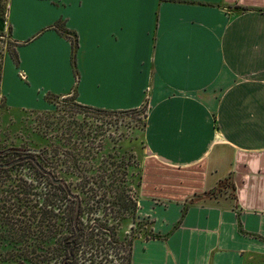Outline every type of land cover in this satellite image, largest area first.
<instances>
[{
    "label": "crops",
    "instance_id": "obj_1",
    "mask_svg": "<svg viewBox=\"0 0 264 264\" xmlns=\"http://www.w3.org/2000/svg\"><path fill=\"white\" fill-rule=\"evenodd\" d=\"M2 1L8 108L145 106L138 211L154 237L132 240L130 264H264V0ZM228 178L232 197L194 200Z\"/></svg>",
    "mask_w": 264,
    "mask_h": 264
},
{
    "label": "rangeland",
    "instance_id": "obj_2",
    "mask_svg": "<svg viewBox=\"0 0 264 264\" xmlns=\"http://www.w3.org/2000/svg\"><path fill=\"white\" fill-rule=\"evenodd\" d=\"M8 51L14 48L5 35L0 37V61ZM72 99L47 96L48 110L29 111L10 109L3 98L0 151H44L39 164L45 174L28 165L0 170V264L60 263V241L69 234L67 203L51 185L53 177L62 178L78 197L83 228L94 230L93 243L82 251L91 248L113 257L111 234L125 245L137 235L153 236L150 220L138 211L146 156L140 137L143 115L93 114L76 108Z\"/></svg>",
    "mask_w": 264,
    "mask_h": 264
},
{
    "label": "trees",
    "instance_id": "obj_3",
    "mask_svg": "<svg viewBox=\"0 0 264 264\" xmlns=\"http://www.w3.org/2000/svg\"><path fill=\"white\" fill-rule=\"evenodd\" d=\"M3 12H0V16L3 18ZM54 30L58 31L61 35H64L67 39L70 40L72 44V50L75 48V35L64 31L59 28L58 25L54 26ZM6 37L8 38L10 44L14 47H16L13 43L10 41L9 32L7 34H0V37ZM72 37V38H70ZM9 56L12 58V60L16 63V57H15V51L9 52ZM0 61V74H1V63ZM74 101V99H72ZM74 106L78 109H83L86 112L98 114V115H115V114H123V115H134L141 113L143 115V119L145 117V106H142L140 109L126 111V112H107V111H101V110H94L86 107H81L77 105L74 102ZM4 108V100L2 97H0V110ZM144 126V123H143ZM31 150L34 149H23V148H11L8 150L0 151V162L2 160H9L7 164H4L3 162L0 163V170H7L10 168L15 167H26L25 165H28L31 169H35L36 172L40 175H44V170L41 168V165L39 162L43 160V152L40 150H34L36 153H32ZM55 151H59L57 148H54ZM35 158H37L36 161ZM5 165L7 167H5ZM76 165V162L73 163L74 169ZM7 168V169H6ZM50 179L51 185L56 188L64 198L66 204V209L64 210V214L66 213V228L68 231V235L63 237L60 241L61 247L63 248V256L60 260L59 264H102V262L107 263H114V264H130V255H131V244L132 241H129L127 245L122 244L120 241H118L115 237V235L111 234V243L113 246H116V250L112 255H108L106 253H101V251H93V249L89 248V250L82 251L85 249H88L87 247H90V244L93 243V228H87L86 230L83 228V216H82V209H81V202L79 201L78 197L76 195H73L68 187V185L65 183V181L62 178L59 179ZM58 178V177H57ZM142 177L140 176V183L139 188L141 184ZM229 192L230 197H232L234 192V187L230 179H226L224 181H221L218 183V185L207 191L202 193L201 195L195 197L194 200L196 201H203V200H216L217 198L223 196ZM154 237V236H153ZM152 237V238H153ZM109 260V261H108ZM14 264H24L20 262H15Z\"/></svg>",
    "mask_w": 264,
    "mask_h": 264
},
{
    "label": "water",
    "instance_id": "obj_4",
    "mask_svg": "<svg viewBox=\"0 0 264 264\" xmlns=\"http://www.w3.org/2000/svg\"><path fill=\"white\" fill-rule=\"evenodd\" d=\"M31 152H32V153H36V151H34V150H31Z\"/></svg>",
    "mask_w": 264,
    "mask_h": 264
}]
</instances>
